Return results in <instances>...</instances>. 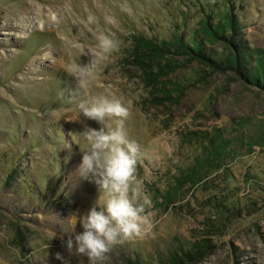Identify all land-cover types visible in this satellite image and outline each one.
Returning <instances> with one entry per match:
<instances>
[{"label":"rangeland","instance_id":"rangeland-1","mask_svg":"<svg viewBox=\"0 0 264 264\" xmlns=\"http://www.w3.org/2000/svg\"><path fill=\"white\" fill-rule=\"evenodd\" d=\"M69 4L80 18L86 9L101 17L97 31L104 14L117 20L120 51L97 78L130 104L126 127L143 153L137 177L152 199L151 229L115 245L106 264L184 255L197 256L186 264H264V94L229 75L193 78L197 65L176 57L182 68L169 76L183 93L162 103L128 54L133 35L188 42L208 15L218 22L229 11L249 46L264 50V0H0V264H60L55 254L67 256L66 240L82 230L78 215L103 199L77 174L78 133L100 125L72 120L68 67L73 58L88 63L96 40L72 23ZM209 131L230 139L218 160L203 153Z\"/></svg>","mask_w":264,"mask_h":264},{"label":"clouds","instance_id":"clouds-1","mask_svg":"<svg viewBox=\"0 0 264 264\" xmlns=\"http://www.w3.org/2000/svg\"><path fill=\"white\" fill-rule=\"evenodd\" d=\"M67 11L72 23L82 24L96 40L94 49L88 53L89 62L81 63L78 58H73L68 71L76 84L70 92L77 110L72 120L80 121L83 117L100 125L99 128L86 126L78 133L85 150H82L77 174L81 179L95 183L103 199L78 215L77 223L82 230L74 229V236L66 240L68 255L57 252L55 258L60 264H72V257H86L87 264H106L115 245L151 229L149 209L152 199L137 177V164L143 153L142 146L130 136L126 127L130 104L97 78V69L120 51L121 41L112 30L117 26V20L112 14H104V28L97 31L93 25L99 26L101 17L95 12L86 9V15L80 18L73 13L70 4ZM69 43L82 50L85 47L80 41ZM93 87L103 91L89 94ZM81 93L84 94L82 97Z\"/></svg>","mask_w":264,"mask_h":264},{"label":"trees","instance_id":"trees-1","mask_svg":"<svg viewBox=\"0 0 264 264\" xmlns=\"http://www.w3.org/2000/svg\"><path fill=\"white\" fill-rule=\"evenodd\" d=\"M240 31L241 27L232 12H226L218 22H213V17L208 15L202 25L193 30L189 44L182 34H174L171 39L159 42L133 35L128 54L134 59L133 63L141 72L152 97L160 96L164 99L162 103L175 100L177 104L183 93L182 86L169 76L180 68L178 60H170L176 57L197 65L191 73L193 78L205 80V73L229 75L233 83L264 94V50L250 47ZM214 46H219V49ZM218 132L212 135L213 132L209 131L202 137L205 143L203 153L217 160L226 152V143L230 142ZM196 257L184 255L180 259L172 258L171 264H186L196 260Z\"/></svg>","mask_w":264,"mask_h":264}]
</instances>
